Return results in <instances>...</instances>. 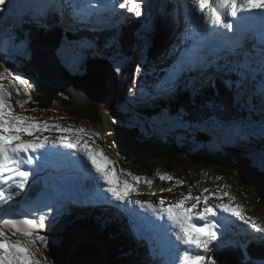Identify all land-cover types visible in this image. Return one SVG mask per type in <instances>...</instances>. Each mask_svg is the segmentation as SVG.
I'll use <instances>...</instances> for the list:
<instances>
[{
    "label": "snow or ice",
    "instance_id": "obj_1",
    "mask_svg": "<svg viewBox=\"0 0 264 264\" xmlns=\"http://www.w3.org/2000/svg\"><path fill=\"white\" fill-rule=\"evenodd\" d=\"M92 2L93 0H68L67 7L74 13L68 15L64 12L63 0H21L26 9L35 12L30 19L38 28H43L46 32L59 26L65 32L84 29L93 35L74 41L60 40L49 47L48 42L34 39L30 30L25 32L23 39L13 37L11 33L7 34L9 51L18 53L23 63L29 65L32 71L27 74L31 79L26 78L25 73L14 69L6 57L0 56V61H3L0 62V81H8V86L0 83V198L5 197V185L9 193L8 199L18 197L21 192L27 191L32 177L36 175V170L26 168L25 165L33 164V154L45 149L47 144L74 149L87 158L103 181V185L99 186L101 191L89 195L91 201L95 202L100 198L102 202L99 206L103 208L107 204L103 202L106 193L120 205L134 203L143 211L152 213L158 220H164L166 217L167 222L178 229L176 239L184 246L182 255L178 257L179 264H221L213 253V245L215 243L217 251L223 247L222 229L226 227L219 222L218 216L221 213L230 214L248 224L249 220L242 215L239 206L233 207L227 203L209 204L212 196L206 195L203 198L200 195L193 196L191 190L183 199L166 207L165 199H161L159 205L141 200L133 201L130 199L132 193L136 191L133 183L128 179H120L112 167L115 162L104 155L103 149L89 146V138L101 137L99 132H89L84 127L74 131L71 127L64 128L60 124L17 114L11 104L12 92L9 87L16 90L17 96L22 94L27 97L26 100L17 101L20 108L25 109V105L32 100L28 90L30 83L55 75L56 69H67L86 76L94 71L93 66L96 61L102 60L106 61V67L102 71L94 72L90 86L97 95L107 96L113 83L123 78L127 64L133 59L128 54V49L134 51L140 48L141 60L133 69V82L129 89L130 93L138 91L139 96L130 95L126 103L136 104L146 95L152 100L165 101L167 103L161 108L159 115H166L169 121L181 127L196 128L208 133L217 141L218 147L229 145L242 148L247 164L253 169L264 172V146L256 147L254 144L256 139H264V95L257 101L255 95L248 93L244 87L248 58L256 56L259 59V67L264 69V32L260 34L258 52L245 49V43L252 32V26L246 22L245 17L254 9H264V3H257L256 0H190V4H186L185 7L191 8V19L200 28L199 39H195L193 35V43L190 47L177 52V46L173 45L163 54L165 57L174 55L175 59L164 69V76L157 79L153 88L155 94L152 95L145 92V84L139 81V75L142 72V65L147 62L144 53L153 46L155 35L163 25V16H153L149 9L145 24L133 33V40L125 36L121 23H109L100 17L89 19L85 16L80 9L90 8ZM6 3L14 4V0H0V7ZM146 3L148 0H114L112 8L125 10L135 18H141L146 14L144 7ZM96 11L98 12L99 9ZM76 12H79V15H75ZM50 14L57 15V19L52 23L46 19ZM261 20L264 22V17H261ZM102 32H107L108 35L105 36L103 44H100L99 33ZM229 32L233 33V38H228ZM4 35V29L0 27V41L3 40ZM144 75L146 76L147 73L145 72ZM232 76L236 79L233 80ZM217 79H220L233 93L229 100L220 102L208 100L201 103L194 111L191 108L186 111L184 105L180 104L177 106V112L172 113L171 104L177 101L181 94L186 93L188 102L195 105L196 98L206 87H216ZM217 95H219L218 90ZM229 104L233 108H246L249 115L244 118H233L228 114ZM253 114L259 118H253ZM151 119L145 117L142 120L137 115L136 123L130 122L128 126L139 125L140 132L145 137H150L155 130L149 131L144 125V120ZM53 129L61 133H69L73 139H66L62 134L58 139L49 141L48 136L41 139L38 135ZM25 133L34 139L25 140L23 138ZM99 161H104L109 167L107 169L102 167ZM141 179L139 176L132 177L136 182ZM160 179L172 181L173 177L161 176ZM145 182L149 186L152 185L151 180ZM56 196L58 199L56 207L45 205L49 212L61 210L60 193ZM202 199L205 207L202 211H197ZM216 199H223V196H216ZM190 201L191 206H186ZM34 203L39 210L41 201L36 200ZM52 219L55 223L58 217L53 216ZM47 221L46 215H40L37 219H2L0 264H42L36 258L35 252L41 247L47 249L49 246L47 237L40 234L46 228ZM147 223L153 229L167 231L163 224L155 220H147ZM47 226L51 228L53 225L47 224ZM250 226L261 235L260 240H264V227L258 226L255 222ZM5 229L23 239H10ZM217 241L221 243H216ZM251 242L248 240L239 245L241 252L236 264H264V260H257L249 255L248 244ZM160 264H166L163 257H160Z\"/></svg>",
    "mask_w": 264,
    "mask_h": 264
},
{
    "label": "rangeland",
    "instance_id": "obj_2",
    "mask_svg": "<svg viewBox=\"0 0 264 264\" xmlns=\"http://www.w3.org/2000/svg\"><path fill=\"white\" fill-rule=\"evenodd\" d=\"M172 1H173V5L175 6L176 9L180 8L179 9L180 12L179 11L177 12L178 18H180V16H181V7L184 4L183 0H172ZM146 5H150V4L146 3ZM186 14L191 17V8L190 7H187L186 10L183 12L182 17H181V25H183V21H182L183 15H186ZM111 15H112L113 18H116L115 11H113ZM128 15L131 17L130 19L132 21L137 19L131 13H128ZM194 24L197 25V23L194 20L190 19L189 24L187 26L183 27V33L184 34L183 35L181 34L179 37H183L185 39V41H186L187 40V35H188V32H189V28L192 27ZM2 25H4V24H2ZM176 42L179 43V44H182V42L178 38H176ZM6 43L8 44L9 42L7 41ZM247 43H248V41L245 43L246 46L248 45ZM161 47H166V45L161 46ZM147 52H148V50H147ZM139 53H141L140 49H139ZM252 57H254V61L259 63V60H258V58L256 56H252ZM171 59H169V60L171 61ZM248 59H250V58H248ZM140 60H141V57L140 58H135L133 61H136V64H137ZM150 60L153 61L154 59L150 58ZM247 62H248V65H249V61H247ZM8 63L10 65H12L13 67H15V66L22 67V65L25 67L27 65V64L23 63L22 58H20V57H19V59H15V60H11V58H10L8 60ZM145 64L146 63H144L142 65V72H141V77H143L141 79V82H143V83L146 80V78H145L146 76L151 78V76H150L151 70L149 68H147V66ZM127 67H129V66L127 65ZM98 69H101V67H99ZM25 71H28L27 72L28 74L31 72L28 69H26ZM145 72L147 73L146 76L144 75ZM127 73L131 74V72H127L126 71L125 74H127ZM56 74L58 76L63 75L62 78L64 80H66V78L68 77V75L66 73H62L60 75L57 72ZM71 74L77 76L76 74H73V73H71ZM163 76H164V74H163ZM29 79H31L30 76H29ZM260 80H261V82L264 83V80H262V79H260ZM131 81H132V78H131ZM0 82L8 85V81L7 80L0 81ZM38 84H39L38 81L35 82V83H30V85H32L31 88L29 87L30 91L36 93L38 91V88H39ZM52 85H50V84L46 85L45 83H40L41 91L37 94V99L38 98L45 99V100H48L50 103L57 104V105L60 106V104L63 103V102H61V99L64 100L66 96L61 94L56 88L54 89ZM119 86H120V84H119ZM154 86H155V83L153 82V80L151 81V83L147 82L146 86H145V89H144L145 92L154 95L155 94L153 92ZM126 89L129 90L130 87L126 88ZM9 90H12V89L9 87ZM69 90H70L69 93L78 92L76 90V87L73 86V84H71V87H69ZM119 91H122V90L119 88ZM40 93H41V97L39 96ZM31 94L33 96V93H31ZM45 95H47L48 97L45 96ZM82 95L83 96H80V95L74 96L75 100L78 101V102H83L90 109L99 110V112L102 111L103 113H105V108L100 107L98 105V102H95L94 99L90 98L87 95H84V94H82ZM58 96H62L63 98H60ZM16 97H18V96L16 95ZM256 100H258V99H256ZM17 101H18L17 98L16 99L11 98V104H12V106H13V108H14V110H15V112L17 114H22V115L34 117V118L40 119V121H47V122L53 123V124H60L64 128L71 127L74 131L76 129L80 128V127H84L87 130H89V132H92V131L97 132L96 131V127L93 126V124L96 125V123L93 122L92 125H89V124H86L89 120L88 121H84L80 117L77 118V116H75L77 114L78 116L82 117V115H80L81 111H79L80 108H78L77 106H75V109H74L76 114L73 116L76 120L73 121V119L70 118V115L68 113L59 112V110H58L59 106H52V107H50L51 111L48 110L46 113L42 114V113H37V111H29V109L26 108V107H25V109H21ZM35 101L36 100L32 99V101L30 103H35ZM151 101H152V99L148 98L147 102H149L151 104ZM94 104L96 106H94ZM79 105L81 106L82 104H79ZM102 106H103V104H102ZM187 106H190V105H187ZM61 107H64L65 110L67 108L65 106H61ZM125 107L127 109L132 108V107H130V105L129 106L125 105ZM76 111L77 112L79 111V112L77 113ZM240 113L242 115H245V117H247L249 115L247 110H241ZM165 117H167V116L165 115ZM98 118H100V116ZM253 118L258 119L256 116H254V114H253ZM94 121L96 122L97 119L95 118ZM100 129L106 131L104 128H100ZM153 130H155L154 133H156L157 132V127H154ZM170 130L173 131L174 127H172ZM200 132L201 131L197 130L196 128H188V127H185V130L181 132V136L183 138H185L186 136H189L190 139H191V142L189 144H186V148L188 149V151L186 153V155H187V159H186L187 162L186 163H187V165L189 167L188 171L190 172V174L192 176H194L195 181H196L195 185H194V188L191 190V194L193 196H195L198 193V188L199 187H203V195L204 196H206V195L210 196V194L212 193V189H216L217 191H219L220 196H223V199H219L220 203H227V204H231L233 207L239 206L241 208L242 215L246 219L249 220L248 224H246V225H245V223L243 224V222L240 221L238 218L230 216V214L221 213L219 215L222 218H224V220H221L220 223L223 224L226 227L222 231V234H223L222 235L223 247H221L219 249V251L222 252L225 255L224 258L226 260H228V258H230V259H234V261L237 262V257L239 256V248H238L239 235L241 234L242 227L244 228V226H245L246 229L250 230L247 241L248 240L252 241V237H253V241L257 242V238L252 233L250 225H251L252 222H255L258 226L264 227V223H263V225H259L260 224L259 222H264V203L261 202V200H260V197H259L260 193H259V189H258L257 186H254V185L248 183L244 179L242 180V179H238L236 177H235L236 179L235 178L232 179V176L229 177L226 174V170L222 166L218 165V168L215 167V166H210L209 164H207V161H208V159H211V158H208V157H205V156L202 157V156H199L198 154H195V156H192L194 154L195 150H198L197 149L198 147H194L193 144L198 146V145H200V142H202V144H203V142H205V144H207V142H208L207 139L203 135H201L202 138L199 137L196 140L192 139V138H194L193 134H197L198 135ZM41 133L47 134V135L52 136V137H57V136H60L62 134L64 136H70L71 137V135L69 133H61L60 131L55 130V129L50 130V131H44V132H41ZM181 136L179 135L180 139H181ZM158 138H162V137L159 136ZM168 138L171 140L172 143H175L177 141V137L176 136H171V137H168ZM263 140L264 139H256L254 141V144L256 145V147L264 146V143H263L264 141ZM256 142H259V143H262V144H258ZM89 143L90 144L96 143L99 148H102L104 150L105 156H107L111 161L115 162V164L112 167H113L114 171L116 172V174H118L120 176L121 180L128 179L130 183H133V185H134V187L136 189V191L133 192L132 195L130 196V199H132L133 201L141 200V201L151 202L153 204L159 205V201L161 199H165V197H167L168 195H171L170 191H167V189H165V191H161L162 188H160V193L157 192L158 193V197H159V199H157V200H154V195H153V198L148 197L147 196L148 194H143L141 196L138 195L140 189H142L143 191H145V189L148 190V191L149 190H153L152 185L155 188H159L157 186V184L154 182V178L151 176V169H150V171L146 170V172H145L146 177L144 178V180L141 179V181H139V182L133 181L132 180L133 176H139V177L142 178L143 171H140V170H142V166L138 167L139 169H137V171H138L137 172V171H135L133 169L134 167H131L130 165H128L126 163H123V161L121 163V157H119L117 155V153L115 152V150H114V148L112 146L106 145L103 142V139L101 137H99V138L90 137L89 138ZM152 145H153V147H151V144L149 146V149L151 151L154 150L155 143L154 144L152 143ZM46 147L49 148V149H52V150H56L60 154H63L64 158L68 157L73 162V164L71 165L65 159H64L65 162H63V161L59 162L57 159L55 160V158L53 157L52 154H47L46 157H41V159L43 158V161H47L46 159H49L50 162H51L49 164H53L54 165L53 168L50 169L52 174H50L49 171L43 169L42 166H38V170H39L40 173L38 175H36L34 178H37L40 175L44 174V175H48L50 177H53V180H61V185H62L63 188H61L59 186H56V188L57 189H62V193H63L64 184H65V180L63 179L64 170L65 169H70V173L71 174H75L78 171L77 168H76V165H80V166L82 165L86 169L84 170V175H81V177H80V183L82 185H84L86 182L93 181L90 178L89 170L93 171L94 168L92 167L90 162H89L90 166L86 167L87 159H86V157L82 156L83 154H80V152H77V151H67L66 148L61 147V146L48 145ZM229 147H232V146L225 145V148H229ZM177 149L179 150V154L182 155L183 154L182 149L179 148V147H177ZM41 153L42 152L39 151L37 153L38 156ZM159 156H161V154H159ZM142 159H143L142 156L136 155V160L135 161L140 162ZM55 161H56V163H55ZM99 162L102 164V161H99ZM37 164H38V160H36V158L34 157V162H33L32 166H36ZM148 164H150V163H148ZM102 167H105L107 169L109 167V165L104 162ZM121 170H123L124 173H122ZM163 170H165V169H163ZM139 172H141L142 174L139 173ZM127 173H131V175H127ZM56 175H59V177L57 178ZM92 177L94 178L93 182L95 183V187H94L95 191L100 192L101 188L99 186L103 185V181L100 180L99 175L97 173L94 176H92ZM48 180L52 181L51 178H49ZM147 180H151L152 181V185L151 186H149L145 182ZM175 180L179 181V178L175 177ZM186 183H187V188L186 189H183L181 184L178 183L179 187H178V191H177V196L175 197L178 200L183 199L186 196L187 189H188V187L190 185V178H187ZM158 184L162 186L161 179H158ZM168 185L171 186L172 182L169 181ZM227 186H228V189L224 190V188L227 187ZM104 187H106V186H104ZM143 193H145V192H143ZM224 193H227V195H224ZM105 196H106L105 198H107L109 201H111L112 203L113 202L116 203V205L118 207H120V204L115 202L111 198L110 195L105 193ZM230 197H231V199H230ZM63 198H65L64 195H63ZM76 198H77L78 202H80V200L84 199L83 196H77ZM170 204H172V203L170 202ZM48 205H50L52 207H56L57 206V201L51 202ZM84 205H86V204H84ZM130 206L133 207V209L135 210V212L139 216H142L146 220H148V221L155 220V221H157V223L162 224L160 221H158L157 217L154 216V218H150L149 214H152V213L143 211L142 209L139 208L138 205H135L134 203H130ZM78 207H81V206H78ZM95 211L100 213V214H102V215H104L105 217L109 218L108 215H107V212L101 211L100 208H96ZM55 216L58 217V215H55ZM77 219H78V217H77ZM235 220H238V223L242 225L241 228H239V224L235 225ZM135 224H136L135 225L136 228H138V225H137L136 222H135ZM103 225H104V223H103ZM227 225H231L230 230H229V228H227ZM118 226L126 227V223L124 221H122L121 224H119ZM82 227H83V232L84 233H83V236L81 237V241L84 238H86V236L84 234L86 233L87 230L90 229L92 231V234L94 235V238L96 239V241H98V243L93 246L95 248L96 252H98L100 255H106V256L111 254L113 258L115 256H118L119 246L121 247V244H120L121 241L116 238L115 225L110 224V228L108 229V230H112L113 233H112L111 241L113 240L114 243L116 244V245L112 244V247L109 246L108 238H107V236H106V234L104 232V228L101 226V219H95L93 222H92V220L87 219V223L86 224H82ZM142 228H143V230L141 229V231H140L141 233L146 234V236L148 235L149 239L151 240V242L153 240L156 241V243H154L152 245L153 251H154V252H152V255L156 259H158L160 261V257H163L158 252V250L161 249V250H163V253H164L163 255L165 256V258L168 261V263H170V264H172V263L179 264L178 257L182 255V250H183L184 246L176 239V236H175V234L173 232L171 233L170 231H163V230L157 229L156 231H154V232H156L155 233V238H154V237H152L150 230H148L147 227H145V224L143 222H142ZM151 230H153V228H151ZM238 230H239V235L237 234ZM166 235L168 236V240H165ZM127 238L128 237H124V241H126ZM47 240H48V245H49L48 248L47 249H43L41 247L38 252L41 255H48L49 258L53 260V258L50 256V254H52L53 256H55L57 254H60L62 252V249L59 247V245H60V242L64 243V241L62 239H60V238H51V239L47 238ZM170 241L173 242V243L171 244ZM128 242L134 243L133 240L132 241L128 240ZM136 242H138L137 239H136ZM140 243L144 246V248L146 250L147 249V242L143 238H140ZM216 243H221V241H217ZM227 243L229 244L230 248L227 245H225ZM103 244L106 245V247L109 250V253H107L106 250L103 248ZM165 246H169V249L171 251L168 250V248H167V250H165ZM232 248H235V250H236V254L234 256H232L229 253V250L232 249ZM140 249H142V248H140ZM180 249H182V250H180ZM226 249H228V250H226ZM142 251L144 252V250H142ZM213 251L217 252L215 243L213 245ZM257 251H259V255L258 256H257V253H256ZM144 253H146V255H150V252L148 250H146ZM248 253L258 257L257 260H264V251L263 252L260 251L258 249V247H255V248H252V249L248 250ZM143 256H144L143 254H140V257L142 258V262L140 264H151V259L146 260V258H143ZM155 258H154V260H155ZM44 260H48V259L45 258ZM45 264H50V263H45Z\"/></svg>",
    "mask_w": 264,
    "mask_h": 264
},
{
    "label": "bare ground",
    "instance_id": "obj_3",
    "mask_svg": "<svg viewBox=\"0 0 264 264\" xmlns=\"http://www.w3.org/2000/svg\"><path fill=\"white\" fill-rule=\"evenodd\" d=\"M149 1V4L153 7V9L154 10H156L157 11V13L156 14H153V16H156V15H158L159 14V12H161L162 14H164L165 13V11L163 10V9H160V7H161V3L158 1V0H148ZM257 2H260V3H262V2H264V0H258ZM169 4H171L174 8H175V6L173 5V1L172 0H169V2H168ZM183 5H182V7H181V16H180V18H178V14L176 13L175 14V17H173V19H170V22H171V32H172V34L176 31L177 33L180 31V33L179 34H176V38H178L181 42H182V44H179V43H177L176 42V38L174 37L173 39H172V43H174V45H176L177 46V52H179V51H182V50H184L185 48H188V47H190L191 45H192V43H193V35H195V39H199V33H200V28H199V26L198 25H193L192 27H190L189 28V32H188V35H187V40L185 41V39L183 38V37H179L181 34L183 35L184 33H183V27L184 26H187L188 24H189V21H190V19H191V17L189 16V15H183V19H182V21H183V25H181V17H182V14H183V12L186 10V7H185V4H189L190 3V1H188V2H185V1H183ZM156 4V5H155ZM168 4V10L170 9V5ZM23 5V4H22ZM24 6V5H23ZM80 11H83V10H80ZM113 11H115L114 9H111L110 10V14H112V12ZM180 12V11H179ZM2 13V11H0V14ZM35 13V12H34ZM14 14H16V13H14ZM32 16L34 15L33 13L31 14ZM197 15H199L198 13H197ZM143 18H146V16H143ZM55 20V18L53 19V21ZM21 21H22V18H21ZM248 20L246 19V22H247ZM0 24L2 25V24H4L5 25V28L6 29H11V25H10V19H8V18H5V19H1L0 20ZM141 24H145V23H141ZM249 24L253 27V23L249 20ZM198 28V29H197ZM221 31H225V30H221ZM253 36H254V34H253ZM228 38H233V33H228ZM23 39V38H22ZM256 44H257V46H259L260 45V43L258 42V37L256 38ZM0 42H2V41H0ZM176 42V43H175ZM171 44V43H170ZM7 45V43H5L3 46L5 47ZM6 48V47H5ZM2 46H0V54H2ZM245 49L246 50H248L249 51V47H248V45L246 46L245 45ZM252 51H253V49H252ZM255 51H259V47H258V50H256L255 49ZM1 56V55H0ZM172 58V59H171ZM152 59H154V58H152ZM168 59H171V62H173V60L175 59V58H173V56L172 57H170V58H168ZM155 60V59H154ZM248 61H249V66H251V60L250 59H248ZM106 62V61H105ZM254 64H255V68L254 69H252V72L254 73V76L257 78V77H259V80L260 79H262V80H264V69H261L260 67H259V63L258 62H256V61H254ZM96 65H94L93 66V69H94V72H98V71H102V70H97L96 69V67H95ZM23 68H25L26 69V67H24L23 66ZM30 70V69H29ZM30 71H32V70H30ZM59 73L60 75L62 74V73H65V72H67L68 73V76H69V78L70 79H72V80H76L77 82H74V84L76 85V90L78 91V92H72V96L74 97V96H76V95H80V96H83L82 94H84V95H87V96H89V97H91V98H94V99H96V98H99V95H97L93 90H92V88H91V91H90V94H86V93H83L82 91H81V88H80V85L83 87V90H84V85H83V83L84 82H86V84L88 85V86H90V84H91V80L93 79V76H92V78H90V79H88L87 81H86V76H84V75H79V76H75V75H72L67 69H56V73ZM94 75V74H93ZM150 76H151V78H149V77H145L146 78V80H145V82H144V84H145V86H146V83L148 82V83H151V81L153 80V82L156 84L157 83V79L158 78H156V80L154 81V74H150ZM60 76H58L57 74H55V75H53V76H50V81H51V83L53 84V86H57L58 85V87H55V88H58V89H60L59 90V92L61 93V94H63L64 96H66L69 100H70V102L72 103V104H75V105H77V106H79L76 102H73L72 101V99L70 98V95L68 94V91H70L69 90V87L67 86V85H65V84H68V85H70V84H73L71 81H68V80H64L63 78H59ZM143 77H139V81H141V79H142ZM121 79H117L116 80V82H118L119 83V81H120ZM5 81V80H4ZM60 81V82H59ZM216 81H218V83H219V85L218 84H216V87L215 88H212L211 86H208V87H206V88H208L207 90H208V93H209V91L211 90V91H213L214 89L216 90L217 88H220V87H222V86H225L221 81H220V79H217ZM39 83H42L43 82V80H39L38 81ZM78 82H80V85L78 84ZM62 84H64L65 86L63 87V85ZM115 84V82L113 83V85H112V87H111V90H110V94L109 95H107V96H111V97H113V95H114V89L118 92L119 91V85H114ZM40 86V84H38V87ZM114 86H115V88H114ZM91 87V86H90ZM114 88V89H113ZM224 88V87H223ZM40 88H38V91L36 92V93H34V92H31V93H33V96H36L41 90H39ZM227 89V88H226ZM210 91V92H211ZM230 92V91H229ZM230 93H232V92H230ZM148 96V95H147ZM21 97H23V96H21ZM104 97V96H103ZM149 98H150V96H148ZM207 97H209L210 98V100H214L215 98H216V102H220V101H222V100H229L230 98H228V97H225V96H221L220 95V93H219V96L217 95V92H214V94H210V95H208ZM18 98V97H17ZM199 96L196 98V99H198V101H199ZM151 99V98H150ZM119 100V99H118ZM111 102V100L109 101V103ZM146 102H147V100H146ZM205 102H206V100H205ZM83 103V102H82ZM147 104H150L149 102H147ZM83 105H84V103H83ZM98 105L99 106H101V104L98 102ZM199 105H200V103H199ZM199 105H194L192 108L190 107V106H187V107H185V110L187 111L189 108H191L193 111L195 110V109H197V108H199ZM149 106V105H148ZM102 107V106H101ZM150 107V106H149ZM106 108L107 109H105V111H107V112H111V110H110V108L108 107V106H106ZM230 116L231 115H233V118H244L245 117V115H242L241 113H240V115H239V113H237V112H234L233 110H232V107H231V105L229 104V113H228ZM186 119H187V117H186ZM74 121V120H73ZM197 138H199V137H197ZM196 138V139H197ZM200 138H202L201 136H200ZM204 144H205V142H203ZM208 143V142H207ZM49 144H47V146H48ZM207 146V144L205 145V147ZM66 150L67 151H76V150H72V149H67L66 148ZM40 152H42L39 156H38V152L37 153H35V154H33L34 155V157L36 158V160H38V164L36 165V166H32V164L31 165H25V167L26 168H29V169H34V170H36V175H38L40 172H39V170H38V166H42V168L43 169H45V170H47V171H49L50 172V174H52L51 173V171H50V169L51 168H53V164H49V163H51L50 162V160L49 159H46L47 161H43V158L41 159V157H46L47 156V154H52L53 155V157L55 158V160L57 159L59 162L60 161H63V162H65L64 161V159L66 160V161H68L71 165L73 164V162L68 158V157H65L64 158V155L63 154H60L58 151H56V150H52V149H49V148H47V147H45V149H42V150H40ZM45 152V153H44ZM83 156V155H82ZM87 159V158H86ZM49 161V162H48ZM55 163H56V161H55ZM60 164V163H59ZM90 166V164H89V161H87V164H86V167H89ZM36 175H34L33 177H32V179H31V182H30V184H32L33 182H34V184L35 185H38L39 183H40V179L39 178H43V179H49V178H51L52 179V181H53V177H50V176H48V175H44V174H42V175H40L39 177H37V178H34ZM57 177H59V175H56ZM91 179L94 181V178L93 177H91ZM54 181H56V182H58L59 184H61V180H54ZM93 181H90V182H86L83 186H85L86 187V189L88 190V192H89V195L91 194V193H93V192H95V183L93 182ZM102 183V182H101ZM142 187V186H141ZM167 191H170L169 189H167ZM143 192H145V193H143ZM141 193V194H140ZM143 194H148L147 196L148 197H150V198H153V195H154V200H157V199H159V197H158V193L156 192V193H154V192H152V190H146L145 189V191H143L142 189H140V191H139V194L138 195H143ZM157 194V195H156ZM84 197H87L86 195L84 196ZM97 200H98V202L100 201V202H102L101 200H100V198H97ZM3 200L1 199L0 200V202H2ZM80 202H81V204H88V200H87V198L85 199H83V200H80ZM80 202H79V204H80ZM103 202H107V204L102 208V207H100L101 208V211H104V212H107V215H108V219H109V221L106 223V222H104L105 223V225H104V229L107 231L108 230V225L109 224H112V225H115V232L116 233H118L119 232V234L121 235V234H126V237H128L129 238V240L130 241H134V243L133 244H135V250H136V252L137 251H139L140 253H139V256H140V254H143V251L142 250H144V252L146 251V250H148L149 252H150V255H146L147 257H150V256H153L152 255V252L151 251H153V247H152V245L154 244V243H156V241L155 240H153L152 242H151V240L149 239V236L147 237L146 236V234H143V233H141L140 231H141V229L143 230V228H142V222L145 224V227H147V229L148 230H151V226L147 223V220L145 219V218H143L142 216H139L136 212H135V210L133 209V207L132 206H130V203H126V204H123V205H120V207H118L117 205H116V203H112L111 201H109L107 198H105L104 199V201ZM97 205H98V203H97ZM126 208H128L127 209V211L125 210ZM149 216H150V218H154V216L152 215V214H149ZM221 219H222V217L221 216H219L218 217V220H219V222L221 221ZM122 221H124L125 223H126V227L125 228H121L120 226H118L119 224H121V222ZM158 221H160L163 225H164V228L165 229H167V231H170L171 233L173 232L174 234H175V236H176V233L178 232V229L174 226V225H172L170 222H167V220H166V217H165V219L164 220H158ZM135 222L137 223V225H138V228H136V224H135ZM202 223V222H201ZM244 224V223H243ZM246 225V224H245ZM261 227V226H260ZM227 228H229V230H230V228H231V225H227ZM244 228H245V226H244ZM124 230H126V231H128L129 232V234L127 235V232L126 231H124ZM224 229H222V231H223ZM251 231H252V233L255 235V237L257 238V242H254V247L253 248H255V247H258V249L260 250V251H264V248H262L261 247V245H262V241H264V240H260V239H262V237H261V235L260 234H258V233H256V231H254L252 228H251ZM62 237L64 238V239H66L67 237H65L64 235H62ZM140 238H143L146 242H147V249L145 250V248H144V246L140 243ZM136 239H137V241L138 242H136ZM73 240H76V239H73ZM165 240H168V236L166 235V238H165ZM170 243L172 244L173 242H171L170 241ZM157 245V244H156ZM225 245H227L229 248H230V246H229V244L227 243V244H225ZM176 247V246H175ZM238 247H239V244H238ZM140 248H142V249H140ZM167 248H168V250H170L169 249V246H165V250H167ZM240 248V247H239ZM175 249V248H174ZM184 249V248H183ZM180 250H182V249H180ZM179 250V251H180ZM226 250H228V249H226ZM83 251H85V252H91V248H86V249H83ZM171 251V250H170ZM239 251H241V249H239ZM158 252H159V254H161L162 256H163V258H164V260H166V258H165V256L163 255V250H161V249H159L158 250ZM219 252L220 251H213V253L217 256V258L221 261V264H224V257L222 256V257H220L219 256ZM154 257V256H153ZM140 258V260H141V262H142V258L141 257H139ZM224 258V259H223ZM226 260V259H225ZM155 264H157V261H159L158 259H156L155 258ZM104 262H105V264H106V260L104 259ZM140 262V263H141ZM94 264H102L101 263V261H100V255H98L97 257H96V259H95V263ZM170 264V263H169ZM172 264H174V263H172Z\"/></svg>",
    "mask_w": 264,
    "mask_h": 264
},
{
    "label": "trees",
    "instance_id": "obj_4",
    "mask_svg": "<svg viewBox=\"0 0 264 264\" xmlns=\"http://www.w3.org/2000/svg\"><path fill=\"white\" fill-rule=\"evenodd\" d=\"M169 5H170V7L174 8L171 4H169ZM160 15L163 16L164 22H163V25H162L161 29L156 33V34H159L160 35V37H159L160 40L157 43H159L160 45L170 44V43H172V39L173 38H169V37L168 38H165L164 37V34L167 33V32L170 35H172V32H171V22H170V20L167 21V18L169 16V13L165 12L164 14H162L161 12H159V15H156V16H160ZM165 28H166L167 31H165ZM137 30L138 29H134V32L133 33H135ZM55 31H56V27L52 28L51 31H49V34H51V36L48 37V38H46V39H44V41L48 42L49 47L52 44H55L58 41V39L56 37L57 35L55 36ZM14 36H16V35H14ZM16 37H18V36H16ZM133 39H134V37H133ZM134 59L135 58H133L132 60H134ZM127 65L130 66V62ZM25 67L28 70L29 69L32 70L29 67V65H26ZM70 72L73 73V74H76L77 76L80 75V74L74 73L72 71H70ZM217 82L218 81H216V84H217ZM260 82H261V80H260ZM225 89H226V87L225 86H222L220 88H217L216 90L215 89L213 91L210 90L211 92L209 91V93L206 96H208L210 94H214V92H217V90H218L221 96H225V97L230 98L233 93H230L229 91H227L225 94H223L224 91H225ZM39 96L41 97V93H40ZM45 96H47V95H45ZM58 97L63 98L62 96H58ZM120 98L118 100L119 102H120ZM20 99H27V97L23 96V97H20ZM35 99H36V103H30L33 106V108H44V110H46V111L50 110V106L51 105H50V102L48 100L41 99V98H38L37 99V95L35 96ZM31 101H29V102H31ZM202 101L203 100L200 97L199 98V101L197 99V103L195 105H199V103H201ZM257 101H259V100H257ZM61 102H63V103L60 104V106H59V109H58L59 112H61V113H68L70 115V118H72L73 120H76L73 116L76 114L75 111H74V109H75V106H77V105L72 104L67 97H65L64 100L61 99ZM148 105H151V104H147L146 103L145 107H149ZM187 105H189V102H188V98L186 96V98H185V107ZM61 106L67 107L66 110L64 111L65 108L64 107H61ZM77 107L80 108L79 106H77ZM129 109H132V108H129ZM232 110L234 112L239 113V111H241V110H247V109L246 108L241 109V108H233L232 107ZM46 111L44 113H46ZM79 111H81L80 112V115H82V117H83V118H81L82 120H84V119H88L89 120L86 124L92 125L93 122H94V119L96 118L97 120L99 119L102 122V124L105 126V128L107 130H110L111 128H113V123L111 122L112 120L110 118L111 117V112L105 111V113H103L102 111L99 112V110L90 109L88 107L80 108ZM75 116H77V118L79 117L77 114ZM99 116H100V118H98ZM254 116H256V115L254 114ZM256 117L259 118L258 116H256ZM121 119H123V120H121V123L119 124L120 127L126 128V126H124V124L126 123V121L128 119L125 118V117H122ZM102 124H100V125L102 126ZM136 129H138V128H136ZM114 134H115L116 137L115 138L113 137V141H114L115 144L117 142L119 144L118 149L117 148H114L115 152L117 153V151H118V154L123 155L125 157H129L126 154L125 150L120 145V142H123V140H122L123 136H129V135L123 134L121 132H114ZM193 135H194V138H192V139L193 140H196V138L198 137V135L197 134H193ZM133 136H134V138L138 142H142L143 143V141L141 140V138L137 134H134ZM110 138H111V136H110ZM166 140L167 139H164V138H159V139L154 138L152 140V143L153 144L155 143L154 151L157 154H162L163 152L166 151V149H167V146L165 144V141ZM148 143L149 142L146 139H144V144L147 145ZM170 143H172V142H170ZM256 143L262 144V143H259V142H256ZM203 145L205 146L206 144L203 143ZM171 146H172V144L169 147H171ZM193 146L194 147H198L197 148L198 150H195V152H194V154L192 156H195V154H198L199 156H202V157L205 156V157L211 158V159H208V161H207V164H209L210 166H215L217 168H218V165L219 166H222L226 170V174L229 177L232 176V179H234L235 177L238 178V179H242V180L244 179L248 183H250V184H252L254 186H257L258 189H259V193H260V196H259L260 197V200H261V202L264 203V172H259L258 170L251 168L247 164V162H246L247 158L244 155V150L242 148H241V151L239 152V154H236L237 148L229 147V148H225V151H221V150L217 149L215 146H213V151L214 152L211 153V154H206V150L203 149V148H199V145L197 146V145L193 144ZM172 152H173L174 155H176V152H177V154H179V150L177 148H176V152H174V151H172ZM174 155L172 156V158H175ZM220 157H223V158L222 159H218ZM134 158H136V157H134ZM127 160L126 161H123V163H126V164L130 165L131 167H134L135 166L137 168L140 167V166H142V167L145 166L148 163V161H149V159H147V158H143L140 162H137V161H135V159H131V158H127ZM129 160H131L132 162H130ZM167 160H168V162H170V156L167 157ZM147 165H148L147 170L150 171V169H151L150 164H147ZM250 177H255V181L253 182L250 179ZM153 190H152V192H154ZM104 225H105V223H104ZM109 228H110V224L108 225V229ZM121 228H125V227H121ZM124 231H126V230H124ZM112 233H113L112 230H107L106 231V235H107V238H108V242H109V246L110 247H112V244H115L114 242L111 241ZM63 235L65 237H68L66 232H64ZM124 237H126V234H121V235L119 234L118 240L121 241V243H120L121 244V247L118 244L117 245L120 247V249H121L120 251L121 252H119L118 253V256H115L114 258L111 255V258L105 259L106 260V264H135L134 258H135V255L137 253L136 250L134 249L135 248V244H133L131 242H128L129 238H127V240L124 241ZM86 240H91L94 244H97L98 243V241L92 240L91 238H88V237L86 238ZM103 248L106 250L107 253H109V250L106 247V245L103 244ZM239 249H241V248H239ZM240 252L241 251H239V255H240ZM249 255L251 257H253L254 259H257L258 258L255 255H252V254H249ZM219 256L220 257H222V256L224 257L225 255L222 252H219ZM138 259L140 260V258H138ZM224 261H225V259H224ZM233 264H236V261H233Z\"/></svg>",
    "mask_w": 264,
    "mask_h": 264
},
{
    "label": "water",
    "instance_id": "obj_5",
    "mask_svg": "<svg viewBox=\"0 0 264 264\" xmlns=\"http://www.w3.org/2000/svg\"><path fill=\"white\" fill-rule=\"evenodd\" d=\"M96 65V69L98 70L99 67H101V69L99 70H103L104 67H106V62L105 61H96V63L94 64ZM14 69L16 70H19L23 73H25L26 75L28 74L27 72L28 71H25L26 69L22 67H13ZM94 74V71L93 72H90L85 78H86V81L90 78H92ZM63 75H61L60 77L62 78ZM59 77V78H60ZM43 82L42 83H45L46 85L50 84L52 85L51 81H50V77H46L44 79H42ZM66 80L68 81H71L73 83V86L76 87V85L74 84V82H77L76 80H72L69 78V76L66 78ZM60 82V81H59ZM78 84L80 85V82H78ZM63 87L65 85H67L68 87H71V84L68 85V84H62ZM83 85L85 86L84 87V90H83V87L80 85V88H81V91L83 93H86V94H90V91H91V87L88 86L86 84V82L83 83ZM114 85H117V82L115 81V84ZM53 86V85H52ZM55 87H58L57 86H53V88L55 89ZM39 90H41V87L39 86ZM115 88V86H114ZM113 88V89H114ZM58 91L60 89L56 88ZM114 95L113 97L111 96H102V95H99V98H92L95 100V102H99L102 106L103 104V108L107 109L106 106H108L111 110L112 113L115 112V99H116V94H117V91L114 89ZM68 94L72 95V93H69L68 91ZM70 98L72 99L73 102H76L78 104H82V102H78L75 100V98L73 96H70ZM91 98V97H90ZM26 100V99H25ZM111 100V102L109 103V101ZM204 103V102H203ZM84 107H87L85 104L83 105ZM94 106H96L94 104ZM100 106V107H101ZM26 108L29 109V111H37V113H44V108H33V106L30 104V102L28 104L25 105ZM89 108V107H88ZM233 117V115H231ZM111 118V117H110ZM95 122V121H94ZM96 123H98L99 125L102 124V122L98 119L96 121ZM123 144H125V146H129V141L128 139H124ZM144 151V155L146 156L147 159H153L154 158V154L152 152L151 154V151L149 149H143ZM131 152L133 154H137V151L135 150H131ZM255 176V175H254ZM250 179L254 182L255 181V177H250ZM47 236L51 239V238H60L64 241V243H61L60 242V245L59 247L62 249V252L60 254H57L55 256H53L52 254H50V256L58 262V264H94L95 263V259L98 255H100L98 252H96L95 248L92 247L91 245H88V244H83L81 242H78L77 240H73L74 238H69L67 237L66 239H64L63 237H57V236H50L47 234ZM86 248H91V252H85L83 251V249H86ZM100 261L102 264H104V258L102 257V255H100Z\"/></svg>",
    "mask_w": 264,
    "mask_h": 264
}]
</instances>
